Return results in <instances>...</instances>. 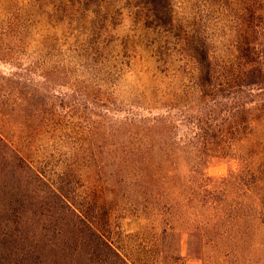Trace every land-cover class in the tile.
<instances>
[{"label": "rangeland", "instance_id": "obj_1", "mask_svg": "<svg viewBox=\"0 0 264 264\" xmlns=\"http://www.w3.org/2000/svg\"><path fill=\"white\" fill-rule=\"evenodd\" d=\"M259 142L264 0H0V264L24 248L19 236L5 241L6 219L26 221L49 253L42 229L64 203L133 263L159 262L149 221L118 195L114 173L130 187L131 175L158 170L213 185L244 159L263 180L249 148ZM219 190V203L250 204ZM224 223L241 250L200 251L216 231L195 230L198 219L179 226L176 264H264V226Z\"/></svg>", "mask_w": 264, "mask_h": 264}, {"label": "trees", "instance_id": "obj_2", "mask_svg": "<svg viewBox=\"0 0 264 264\" xmlns=\"http://www.w3.org/2000/svg\"><path fill=\"white\" fill-rule=\"evenodd\" d=\"M256 146L258 147L256 150L249 148L257 157L264 159V147L261 142ZM239 161L241 170L238 173H231L213 185L207 183L212 181L203 175L200 176L201 182L196 183L192 174L183 181L176 176L177 174L170 177V171L161 174L158 170L147 171L138 176L131 175L138 184L130 187L128 176L122 170L118 169L114 173L118 195L141 209L149 221V232L159 243L161 261H152L153 264H176L181 259L183 232L179 231V226L190 224V221L193 223L202 219L201 227L194 226L195 230L203 232L209 227L216 231L209 238L200 240V251L208 249L214 255L223 249V257L244 247L243 239L237 238L236 230L233 235H224L222 227V224H226L224 221L236 225L241 219L255 218L264 226L262 171L248 168L244 159ZM166 162L171 163V159L166 157ZM145 164L152 165V158L145 159ZM211 186L214 187L212 191L215 193L219 189L228 194H233L234 191L235 195L241 191L244 199L250 201V204L243 206L237 202L219 203L213 199ZM23 214L24 212L21 216ZM50 217V221L42 229L44 232L40 240L43 246L49 249V253L43 254L38 253L35 245L29 241L26 221L11 218L4 221L2 234L5 241L8 243V239L19 236L18 240L24 245L20 253L13 250L7 253L3 258L5 264H135L119 249L114 248L94 223L74 206L64 203L57 209L55 215ZM186 228L188 230V227ZM27 247L33 248L36 252L26 250ZM187 248L190 252L192 242L187 244Z\"/></svg>", "mask_w": 264, "mask_h": 264}]
</instances>
